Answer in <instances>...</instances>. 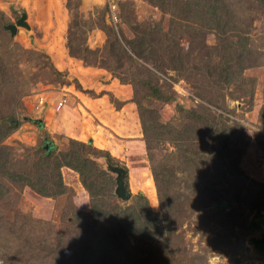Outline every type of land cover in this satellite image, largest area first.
I'll return each mask as SVG.
<instances>
[{
    "label": "trees",
    "instance_id": "1",
    "mask_svg": "<svg viewBox=\"0 0 264 264\" xmlns=\"http://www.w3.org/2000/svg\"><path fill=\"white\" fill-rule=\"evenodd\" d=\"M125 1L119 2L116 29L121 25ZM167 1L165 7L160 2L157 6L165 13L173 12L171 26L184 24L182 31L190 36L187 50L178 37L172 39L173 30L164 32L162 25L161 29H150L134 23L131 38L109 29L105 44L98 49L81 44L72 26L67 39L72 57L81 59L88 67L106 70L124 84L133 85L161 212L153 210L143 192L131 194L129 201H122L116 195L115 177L97 162L101 157H108L113 164L110 152L92 143L69 139L68 147L56 154V147L47 140L48 147L36 152L29 164L13 162L6 148L0 147V208L5 207L0 209V264H206L201 256L182 253L181 244L177 245L180 222L190 219L186 215L194 203L198 202L195 207H200L202 213L212 205L225 203L226 206L217 210L223 224H247L246 188L261 185L251 182L241 168L240 154L243 145L248 144L245 129L238 123H229V119L205 105L190 110L180 108L184 113L182 120L163 124L149 101L174 98L175 92L168 86L161 88L160 77L152 69L167 68L171 62L179 72H184L202 101L221 109L222 93L233 82L243 88L247 81L245 71L264 64V48L262 51L252 48V33L258 31L257 21L264 17V0ZM105 11L107 14L106 6ZM0 17L6 18L2 10ZM1 31L4 37L8 33L3 27ZM213 33L218 40L216 46L206 41L207 35ZM162 41L166 53L154 52L158 46L161 50ZM3 45L0 46V142L19 125L13 114L5 112L20 98L9 69V44L5 43L4 51ZM194 52L198 62L185 65L182 53L190 57ZM216 56H220L217 62ZM162 140L172 141L176 152L156 159L152 151ZM215 146L224 150V156L209 155ZM216 160L223 163L220 165ZM226 164L229 169L225 168ZM65 167L78 173L89 203L77 204L74 197L67 207L61 205L66 192L71 190L63 180ZM3 177L17 188L26 186L43 197L55 198L58 208L61 205V231L52 230L50 221L27 217L18 208L21 195L6 187ZM203 178L206 183L201 182ZM261 193L257 190L250 195L251 211L264 208ZM2 211H10L12 219ZM167 242L178 249L177 254L166 253ZM255 248L264 253V239L255 242Z\"/></svg>",
    "mask_w": 264,
    "mask_h": 264
},
{
    "label": "rangeland",
    "instance_id": "2",
    "mask_svg": "<svg viewBox=\"0 0 264 264\" xmlns=\"http://www.w3.org/2000/svg\"><path fill=\"white\" fill-rule=\"evenodd\" d=\"M158 2L162 3V7H165V2L168 1L126 0L121 11V25L116 29L106 14L103 0H64V7L68 12L69 20L67 30L62 38L66 55L72 58L71 60L67 58L71 71L68 68L64 69L62 62L55 64L50 53L44 48H39L38 40L42 37V33L38 27L30 25L33 28H26L17 24L24 13L16 12L12 15L4 13L6 18L0 17V33L2 32L1 27L8 32L5 37L3 33L0 35V46L5 45V43L9 44L7 57L11 62L9 69L13 75V84L20 91V98L5 112L6 115L13 114V117L19 121V125L0 142V147H5L6 151L12 155L13 162L29 164V161L34 159L36 152L48 147L47 140L56 147V154L68 147L69 139L86 144L92 143L94 147L110 152L113 158L112 164L108 157H101L97 159L98 165L108 174L113 175L115 179L117 174L110 171L109 167L124 168L127 173L125 180L130 193L136 195L143 192L148 197L153 210L157 213L161 212L156 184L152 175V164L146 148V139L142 131L138 107L134 101L133 85L124 84L106 70L88 67L81 59L72 57L67 40L69 38L68 31L72 26V30L80 38L81 44L86 43V47L98 49L105 44L109 29L131 38L134 23L136 25L141 24L142 28L148 27L150 29L158 27L161 29L162 25L164 32L172 29V39L178 37L177 39L181 41L184 50H187L190 45V36L183 33L184 24L179 23L171 26L170 22L174 18L173 12L165 13L157 6ZM24 22L27 24L25 19ZM11 25L16 26L15 33L9 29ZM74 25L76 26L74 27ZM257 25L259 26L258 31L252 33V48L262 51L261 48H264V17L257 21ZM162 40L165 41L164 35H162ZM163 41L161 50L158 46L154 52L166 53ZM206 41L210 46H216L218 43L216 34H208ZM4 45L2 51L5 50ZM182 55L187 66L193 65L195 61L198 62L195 52L191 55L192 57H188V53H182ZM219 58L220 56H216L214 60L217 62ZM172 64L174 63H168L167 68H152L154 73L160 77L159 85L161 88L168 86L169 90L175 92L174 98L169 101L148 100L158 112V120L163 124L178 122L184 117L183 111L179 110L180 108L190 110L205 105L218 115L229 119V123L240 124L245 129L248 143L246 146L243 145L244 148L240 154L241 168L251 182L254 181L261 185L258 188L248 185L246 188V198L244 199L248 203L244 206V212L246 216L248 215L247 224L238 223L230 226L223 224L217 210L226 206L225 203L212 205L208 208L210 211L206 209L204 213L200 212V207L199 209L195 207V205L198 206V202L194 203L190 214L186 215L190 219L180 222L182 226L180 227V234L177 232L179 237L177 245L181 244L180 251L182 253L188 252L189 255L201 256L206 264H264V253L255 248V242L264 237V208H254L251 211L253 206L249 202L252 200L250 195L257 190L262 191L260 194L261 201L264 200V64L251 67L245 71L244 75L247 77V81H245L246 84L243 88L236 86L233 82L229 89L222 93L223 97L220 104L223 107L221 109L202 101L197 96L198 91L183 75L184 72H179L178 68H174ZM59 67L62 70H59ZM89 70L97 71L95 72L97 76L89 73ZM250 80L254 82L251 83ZM61 92L69 95L81 92L88 96V100L95 101L99 107V115L96 117L93 115L90 117L84 111L88 122V132L91 133L90 137H93L91 138L92 142L85 136L80 139L71 138L52 131V118L48 113L56 108L60 109L57 106L59 104L66 105L67 102V95H61ZM213 93L215 94L214 91ZM127 94H129V98H127ZM99 96H102L101 99L96 100ZM39 97H44L48 102L43 111L35 109ZM92 102L87 104L88 107ZM127 103H130V106L126 105L127 107L121 111ZM222 119L224 120V118ZM83 123L86 126V123ZM109 123L112 125L111 127H108ZM92 129L95 130L92 132ZM217 136L219 137V135ZM108 141L113 142L109 143ZM209 151V155L213 158L225 154L220 146H215V149ZM152 152L156 159H163L176 152V147L172 141L162 140L158 141ZM233 157H237V155L233 154ZM216 161L220 165L223 163V161ZM225 168L229 169V165L226 164ZM70 173L74 172L64 174L63 180L72 191L66 192L61 205L67 207L74 197L77 204L89 203V196L85 192L79 175ZM179 176L183 177L180 174ZM1 180L6 187L14 189L16 194L21 195L18 208L20 206L27 217L33 220L50 221L52 230L61 231L62 221L59 210L61 205L58 208L59 203L55 198L43 197L26 186L22 189L17 188L19 186H13L7 177H3ZM206 181V178L201 179L202 183H206ZM10 201L12 204L14 203L12 199ZM4 208L1 207L0 209L3 210ZM2 214L12 219L10 211H2ZM252 221L253 224L251 225ZM166 239L168 240V238ZM174 242H176V238H174ZM165 246L166 253L177 254L178 249L170 247L168 242L165 243ZM23 264L25 263L23 262Z\"/></svg>",
    "mask_w": 264,
    "mask_h": 264
},
{
    "label": "crops",
    "instance_id": "3",
    "mask_svg": "<svg viewBox=\"0 0 264 264\" xmlns=\"http://www.w3.org/2000/svg\"><path fill=\"white\" fill-rule=\"evenodd\" d=\"M103 4L105 5V0H103ZM64 5V0H0V10L7 15H12L13 12L24 13L23 15H25V21L27 22L28 28L36 26L42 33V37L38 40L39 48H44L49 52L55 64H57V62H62L63 68H68L71 71L69 60L72 58L66 55L64 40L62 38L67 30L69 20L68 12ZM59 70L62 69L60 68ZM72 70L74 71V69ZM88 72L97 76V74H95L97 71L89 70ZM61 95H67L66 105L63 104L60 109L56 108L50 113H48L50 108L46 111L52 118V131L59 132L60 134L71 138L80 139L85 136L87 139L89 138L90 142H92L91 138L93 137H90L91 133L88 132V122L86 121L87 118H85L84 111L87 112L90 117L91 115L96 117V115H99V107L96 105L95 101L92 102L93 100H88V96L83 95L81 92L76 93L75 95L61 92ZM126 96L129 98V94ZM100 97L102 96H99L96 100H100ZM90 102L92 103L88 107L87 104ZM126 105L130 106V103L125 104L121 111L127 107ZM82 121L86 123V126H84ZM111 126L112 125L109 123L108 127ZM93 130L95 129H92V132ZM108 142L112 143L113 141ZM68 172H74L70 174L78 175V173L69 168L65 167L62 169L63 175L68 174ZM68 182L71 183L70 181ZM84 204L86 203L84 202Z\"/></svg>",
    "mask_w": 264,
    "mask_h": 264
},
{
    "label": "water",
    "instance_id": "4",
    "mask_svg": "<svg viewBox=\"0 0 264 264\" xmlns=\"http://www.w3.org/2000/svg\"><path fill=\"white\" fill-rule=\"evenodd\" d=\"M24 19H25V15H22L21 19L18 20L17 24L28 28V25L24 22ZM9 29L12 31V33L16 32V26L15 25H11L9 27ZM109 169L113 173L117 174V177H116V184H117L116 195L124 202L129 201L131 198V193L128 190V186H127V183L125 180V176L127 174L126 170L122 167H113V166H110ZM262 239H264V237Z\"/></svg>",
    "mask_w": 264,
    "mask_h": 264
},
{
    "label": "built area",
    "instance_id": "5",
    "mask_svg": "<svg viewBox=\"0 0 264 264\" xmlns=\"http://www.w3.org/2000/svg\"><path fill=\"white\" fill-rule=\"evenodd\" d=\"M122 0H105V6L107 7V15L110 22L117 27L119 23V2ZM48 102L44 97L37 98L35 109L43 111L47 106ZM59 104L57 107H61Z\"/></svg>",
    "mask_w": 264,
    "mask_h": 264
}]
</instances>
